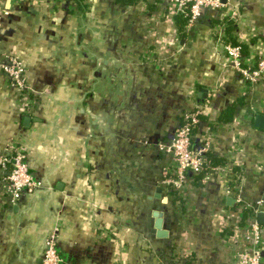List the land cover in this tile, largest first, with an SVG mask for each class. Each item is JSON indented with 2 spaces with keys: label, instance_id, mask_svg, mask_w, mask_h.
Segmentation results:
<instances>
[{
  "label": "crops",
  "instance_id": "crops-1",
  "mask_svg": "<svg viewBox=\"0 0 264 264\" xmlns=\"http://www.w3.org/2000/svg\"><path fill=\"white\" fill-rule=\"evenodd\" d=\"M181 19L168 0H0L1 60L19 57L29 87L0 72V154L21 146L40 182L9 202L0 170V264H42L50 227L70 264H240L244 219L222 179L186 185L178 226L157 143L199 109L192 148L208 141L233 160L243 200L264 198V74L250 85L223 50L264 58V0Z\"/></svg>",
  "mask_w": 264,
  "mask_h": 264
},
{
  "label": "built area",
  "instance_id": "built-area-1",
  "mask_svg": "<svg viewBox=\"0 0 264 264\" xmlns=\"http://www.w3.org/2000/svg\"><path fill=\"white\" fill-rule=\"evenodd\" d=\"M174 14L186 16L187 27L193 25L205 8L220 9L231 0H168ZM225 2V3H224ZM237 15L232 12L230 20ZM223 50L226 55L227 66L240 73L250 85L259 82L264 74V58L256 62L241 59V47L237 44L224 43ZM0 72L8 78L9 84L17 90L29 89L26 83V74L23 63L16 55H7L1 60ZM199 121V109L186 110L182 113L181 123L178 125L170 141L157 143V150L162 154V169L159 182L166 191L175 195L179 201L174 212L177 225L184 224L183 195L184 188L194 177L207 183L213 178H220L224 182L225 191L235 199L236 207H245L250 211L242 223L232 228L239 231L244 238V246L235 253V260L240 264H264V226L257 222L258 212L264 213V198L253 202L243 200L241 194V176L234 171L235 164L232 159H225L222 163L213 164L209 153V143L205 141L197 149L191 146L193 131ZM26 151L20 146H11L0 154V170L6 184L9 202L34 193L40 182L35 180L25 161ZM182 206V207H181ZM235 207V208H236ZM239 228V229H238ZM55 227H50L43 239L42 264H70L60 255L57 247V233ZM82 264V263H81ZM89 264V263H85Z\"/></svg>",
  "mask_w": 264,
  "mask_h": 264
},
{
  "label": "water",
  "instance_id": "water-1",
  "mask_svg": "<svg viewBox=\"0 0 264 264\" xmlns=\"http://www.w3.org/2000/svg\"><path fill=\"white\" fill-rule=\"evenodd\" d=\"M200 90L204 92V89H200ZM254 125L257 126V127H259V128L264 129V114L259 113V112L254 114ZM159 188L160 187H158L156 189L157 192L159 191ZM157 196H159L158 193H157ZM228 200H233V198H230L229 197ZM153 216L156 219V221H155V227L157 229V234L159 236L165 235V231L162 229V219H163L162 212H160V211H154L153 212ZM256 220L260 224L264 225V213L263 212H258L257 213Z\"/></svg>",
  "mask_w": 264,
  "mask_h": 264
},
{
  "label": "trees",
  "instance_id": "trees-1",
  "mask_svg": "<svg viewBox=\"0 0 264 264\" xmlns=\"http://www.w3.org/2000/svg\"><path fill=\"white\" fill-rule=\"evenodd\" d=\"M177 16L182 17L181 21L182 22H185V20H186V16L185 15L177 14ZM228 113L230 114V112H228ZM208 156L211 157V160H212L213 164L222 163L224 161L223 158L222 159H220V158L218 159V158L212 157L209 153H208ZM194 178H197V177H194ZM177 200L179 201V199L177 197H175V195H174L173 202L175 203V202H177ZM236 209L238 210L239 213H241L242 219H245L246 217H248L250 215V211H249L248 208H245V207H236ZM109 233L110 232H108V234ZM189 262H190V257L188 256L186 263L187 264H190Z\"/></svg>",
  "mask_w": 264,
  "mask_h": 264
}]
</instances>
